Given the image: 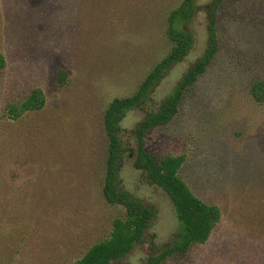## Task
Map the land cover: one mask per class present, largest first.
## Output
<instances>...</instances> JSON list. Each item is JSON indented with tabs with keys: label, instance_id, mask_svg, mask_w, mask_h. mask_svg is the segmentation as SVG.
I'll list each match as a JSON object with an SVG mask.
<instances>
[{
	"label": "rangeland",
	"instance_id": "obj_1",
	"mask_svg": "<svg viewBox=\"0 0 264 264\" xmlns=\"http://www.w3.org/2000/svg\"><path fill=\"white\" fill-rule=\"evenodd\" d=\"M188 24L194 45L142 108L121 126L132 131L172 92L208 46L206 13ZM182 0H0V264H74L108 238L124 209L102 194L108 104L134 94L171 48L167 17ZM218 51L185 93L171 123L144 137L151 156L184 155L182 179L221 221L206 245L165 264H264V0H223ZM34 89L46 105L17 121L5 108ZM120 178L155 209L142 243L111 264H146L170 246L179 222L169 196L125 160Z\"/></svg>",
	"mask_w": 264,
	"mask_h": 264
},
{
	"label": "trees",
	"instance_id": "obj_2",
	"mask_svg": "<svg viewBox=\"0 0 264 264\" xmlns=\"http://www.w3.org/2000/svg\"><path fill=\"white\" fill-rule=\"evenodd\" d=\"M223 0H214L206 13L208 46L204 55L182 76L172 92L154 111L148 112L132 131L134 149L124 137L121 123L125 116L142 108L169 71L181 63L192 50L194 37L188 24L201 11L196 0H182L167 17L166 36L171 42L168 54L147 74L138 90L131 96L112 100L103 117L104 133L108 140L106 168L102 194L107 204L124 209V215L112 222V229L103 241L93 245L74 264H111L126 257L142 243L155 219L153 206L132 196L123 186L120 171L130 154L134 155V168L152 184L161 188L170 198L179 222L173 243L160 254L151 257L146 264H165L168 258L187 254L193 246L206 245L221 221V210L198 198L181 177L186 162L184 155L165 156L156 159L144 148V137L154 128L168 125L179 112L185 93L207 71L217 51L216 19ZM6 67L0 53V71ZM250 94L257 102H264V81L254 83ZM46 105L42 90L34 89L21 102L5 108L7 119L17 121L31 112H39Z\"/></svg>",
	"mask_w": 264,
	"mask_h": 264
}]
</instances>
